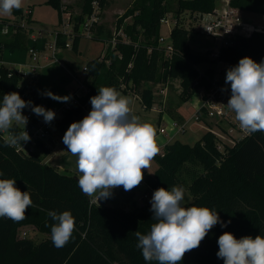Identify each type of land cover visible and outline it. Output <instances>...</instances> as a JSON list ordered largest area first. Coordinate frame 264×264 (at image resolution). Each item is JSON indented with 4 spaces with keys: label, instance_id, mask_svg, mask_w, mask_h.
Returning a JSON list of instances; mask_svg holds the SVG:
<instances>
[{
    "label": "trees",
    "instance_id": "obj_1",
    "mask_svg": "<svg viewBox=\"0 0 264 264\" xmlns=\"http://www.w3.org/2000/svg\"><path fill=\"white\" fill-rule=\"evenodd\" d=\"M94 1L84 0L82 14L76 17L78 22L92 12ZM98 1L105 11L110 0ZM217 1L179 0L177 13H213ZM166 2L134 0L117 26L120 30L124 19L133 18V23L124 28L130 42L119 41L115 47L108 45L104 55L86 64L89 94L84 103L98 95L99 88L107 86L140 96L142 104L150 110L156 103L152 87L158 83L179 79L182 104L189 102L201 86L209 87L206 78L199 79L197 65L209 62L214 66L217 62L210 60L208 54L192 51L186 29L176 26L172 31L176 54L171 60H166L160 50L161 20L169 12ZM45 4L55 9L61 18L62 8L66 7L62 0H47ZM231 5L241 11L264 15V0H232ZM12 13L19 15L22 9H13ZM5 22L8 21L1 20L0 30ZM103 27L98 28L95 39L110 41L113 33ZM80 41V38L75 40L73 50H78ZM26 42L25 30L14 32L11 28L6 35L0 31V59L4 50L25 48ZM246 56L257 63L264 60V33L255 31L250 36H240L234 46L222 49L220 60L233 67ZM211 66L206 74L212 78L214 67ZM9 74L10 69L0 64V104L3 96L15 92L21 81L17 74ZM48 102L53 106V101ZM166 111L173 119L180 120L175 112ZM83 118L81 109L75 107L57 122L59 132L65 134L71 123ZM5 141L0 136V171L3 172L0 179L16 180L15 186L22 192H29L34 206L20 221L0 218V264H156L144 260L134 234L137 230L147 234L155 223L148 204L138 212L99 206L80 190L76 175L58 172L44 162L42 153L27 155L15 146H6ZM218 144L219 139L211 132L193 146L176 140L166 146L164 156L158 153L153 158L158 163L153 174L144 171L145 182L154 192L158 188L171 190L182 184V175L190 172V166L202 168L203 172L189 186L193 200L185 207H208L217 211L222 221H231L227 227L215 225L200 246L186 252L178 264H224L216 255L219 251L217 240L224 232L232 233L237 239L264 237V132L240 139L233 146L225 145L223 151L218 149ZM40 147L49 155L45 143ZM121 193L124 201L130 202L136 195V187L131 191L122 187ZM66 210L75 218V229L69 242L56 248L50 227L54 221L48 212ZM25 227L44 235L45 239L36 243L19 236L20 229Z\"/></svg>",
    "mask_w": 264,
    "mask_h": 264
},
{
    "label": "clouds",
    "instance_id": "obj_2",
    "mask_svg": "<svg viewBox=\"0 0 264 264\" xmlns=\"http://www.w3.org/2000/svg\"><path fill=\"white\" fill-rule=\"evenodd\" d=\"M22 0H0V13L11 15L20 9ZM225 83L230 84L231 96L227 107L249 135L264 132V60L260 63L243 57L226 72ZM226 90V89H222ZM44 95L58 102H69L70 96L47 91ZM92 109L87 116L70 124L62 140L68 152L77 157L78 186L89 198L101 201L112 197L113 190L123 186L131 191L142 182L143 169H148L160 148L155 128L139 117L131 115L128 98L113 87H101L98 95L90 98ZM30 108L45 123H51L56 113L31 101L23 100L19 93L3 96L0 104V131H6L13 121L22 122L24 130L9 136L6 146H17L30 141L25 130L28 118L22 110ZM0 176L3 172L0 171ZM14 179H0V218L14 222L25 218L33 207L28 191H21ZM185 189L173 186L171 190L158 188L150 200L153 213L147 234L135 231L137 248L146 262L178 264L186 252L196 249L208 232L217 224L227 227L218 212L208 207L184 206ZM100 206V205H99ZM51 239L56 248L64 247L72 237L75 218L71 211H49ZM217 257L224 264H264V237L243 236L237 239L224 232L217 240Z\"/></svg>",
    "mask_w": 264,
    "mask_h": 264
},
{
    "label": "rangeland",
    "instance_id": "obj_3",
    "mask_svg": "<svg viewBox=\"0 0 264 264\" xmlns=\"http://www.w3.org/2000/svg\"><path fill=\"white\" fill-rule=\"evenodd\" d=\"M46 0H22V13L19 15L11 14V15H4L0 13V17L10 18L11 21L17 20L20 23H25L28 29L34 31H28L27 35V44L25 48L17 49L15 51H11L10 49H6L3 52L2 61L4 66L9 68L10 70H18L26 64L31 62L30 60V51L29 49L33 46V42L30 38V35H35L37 31L42 32H51L56 29V25L58 23V12L53 9L52 7L46 5ZM69 1L71 6L69 9L71 12L77 16L82 12L84 0H65ZM134 0H110L108 8L103 12L101 16V26L107 30H110L113 35H119L118 33H122V36H118V41L123 40L126 36V32L124 28L130 26L133 23V18L128 16L123 21V27L120 30H117L118 20L120 18H124L126 11L132 7ZM223 5L222 0H218L216 4V8L219 9ZM167 9L169 12L167 13V18H169L170 23L164 24L161 27V34L164 36L169 37L170 31L174 28V19L177 20V27H181L186 29L189 32L188 36V44L192 51L196 54L206 55L210 59V52L215 51L216 44L214 40L210 37L205 36L202 34V26L205 18L202 16L200 12H191V11H183L182 13L178 14L177 10L179 7V0H167L166 2ZM33 10H32V8ZM20 8V9H21ZM31 10L34 12L33 14H28V11ZM242 15V24L245 26H252V32H261L264 33V15L261 14H254L249 12H243ZM37 23H36V22ZM249 30V29H248ZM108 31V32H110ZM248 32V31H246ZM121 37V38H120ZM48 40H53V36L48 34ZM120 39V40H119ZM129 42L130 39L128 38ZM122 42V41H121ZM43 43L39 42L38 49H39V60L40 63L43 65L45 60V56H48L51 51L47 48L44 50L42 45ZM109 41L106 40H96L94 39H82L79 44V48L77 51L69 49L63 50L57 54L58 59L60 60L59 64L53 65L52 67L49 66L48 68L41 69L39 72V78L43 77L41 80L37 81V87L40 91V96L43 95V98L46 100H51L54 102L53 106H58L63 102L55 101L48 96L44 95L45 92L51 91L52 93L60 96H65V93L68 91V88L73 86L75 87L74 76H77L80 81H85L87 77L86 71L84 68L86 64L97 58L102 56L106 53L108 48ZM263 59L259 60L260 63ZM209 62L197 65V69L199 71L200 76L204 75L208 77L206 74V69L211 65L208 64ZM62 65V66H61ZM213 70H215L214 75L217 73V69H221L219 71L222 80L226 78V72L231 67H227L226 64H221L217 66L215 64ZM223 69V70H222ZM73 75H72V74ZM199 76V79L201 80ZM205 77H202L204 79ZM211 78V77H208ZM22 82V79L21 81ZM86 82V81H85ZM168 87L167 97L164 98L162 95H159V92ZM154 93L156 94V103L153 107H160L164 104V100L169 103L167 108L169 111L175 112L179 116H183L185 118H190L196 111V107L194 104V97L187 103H180V96L182 93V86L181 81L177 80H170L168 83H158L153 87ZM122 96L128 98L129 100V108L135 111L136 113L141 114H152L150 110L148 112L143 111L141 109L140 103L137 101V98L134 99V95H129L124 92H119ZM166 104V103H165ZM181 112L177 110V107H181ZM176 107V108H175ZM177 121V120H176ZM178 123L181 124L185 122V120H178ZM208 124L209 128L215 129L224 135V133L229 137H237L238 140L240 139L241 135L237 131V125L235 122L228 120L227 116L225 119L221 117L217 118H210ZM207 133V129L203 130L198 126L192 125L190 123V128L187 129L185 133L179 134L175 137V140L180 141L183 144H188L193 146L196 142L202 139V137ZM55 138L54 143L50 141L47 142V145H50V154L46 155L44 151L39 150L38 153H42L44 162L50 166H55L56 168L66 171L67 173L76 175L77 177L81 175L77 171V157L73 156L70 152H68L66 145L63 143V136L61 132H54ZM227 138V137H226ZM173 141V142H174ZM225 145L230 144L229 140L226 141L224 139ZM158 168V163L152 159L150 162V166L148 167L149 173H154L155 170ZM190 172L185 173L182 175V184L178 185L185 189V199H184V206L189 205L193 197L190 193L189 186L192 184L195 178H197L202 172V168L196 166H190ZM120 186L113 190V195L111 198L106 199L104 201H109L111 204H106L108 207L119 208L123 207L126 211H139L142 208L143 202L140 200L141 196L145 193L149 194V201L147 204L149 208H151L150 200L153 195V192L149 191L146 185L141 186L137 190V194L130 202H125L124 198L121 193ZM100 205V204H98ZM19 236L26 237L32 239L36 243L43 241L45 236L34 231L30 227L21 228L19 231Z\"/></svg>",
    "mask_w": 264,
    "mask_h": 264
},
{
    "label": "built area",
    "instance_id": "obj_4",
    "mask_svg": "<svg viewBox=\"0 0 264 264\" xmlns=\"http://www.w3.org/2000/svg\"><path fill=\"white\" fill-rule=\"evenodd\" d=\"M222 2V7L219 9L216 8L213 13H202V16L205 18L202 26V34L210 37L216 44L215 51L210 52V60L216 61L217 66L226 64L227 67H230L229 64L220 60L222 49L234 46L239 40L240 36H250L252 34L253 27L245 26L242 24V11L234 8L231 5L232 0H222ZM92 8V12L84 16L81 22H78L76 20V17L81 15L82 12L79 15L75 16L71 12V10H69L67 7H63L61 18H59L58 28L50 32V36H53V40H48L46 32H42L40 30L37 31L35 35H30V38L33 42V46L29 49L31 62L24 65L18 70H10V76L12 74H17L22 79V82H20L15 92L19 93L20 97L23 100L31 101L33 105L43 106L46 109H51L56 113L55 119L49 124L44 122L43 117L34 114L30 108L26 107L25 109H23L22 114L28 118V123L25 126V130L27 131L31 139L27 143H23L22 146H15L18 151L23 152L27 155L39 154V150H42L40 144H46L48 141L53 140L55 138L54 132H59L57 122L61 121L64 115L72 111L75 107L81 109L84 117L87 116L91 111L92 105L90 103V100L86 101L85 103L83 102V100L89 94V89L87 87V83L85 82L86 80L80 81L77 76H74L71 73L75 81V87L71 86L68 88V96H70L71 99L69 102H63L58 106H50L48 100H46L45 98H41L40 91L37 87V81L41 79V77L39 78L40 70L48 68L49 66L55 64H59L60 60L58 59L57 54L63 50H73L74 42L77 38H80L82 40L84 38L94 39L96 37V32L101 26V16L104 11L102 10L100 2L98 0L93 2ZM28 14H31V10L28 11ZM167 17L168 16L164 17L161 20V27L164 24L170 23L169 18ZM176 24L177 20L174 19V28L176 27ZM11 28H13L14 32H17L19 29L25 30L27 34L30 30L25 23H20L19 21L14 20L2 23V28L0 30L1 34H8ZM174 28L171 29L169 37L162 34H160L159 37V48L164 53L166 60H171L176 54V50L172 40V31ZM118 34L119 35L116 36L113 35V38L109 41V45H112L113 47L116 46V44L119 42L118 36L123 37L122 33ZM121 39L123 40H119L123 43H129V40L126 36ZM39 42L44 44V50L47 48L51 51L48 56L44 57L46 62H44L43 65L40 63L38 57L39 49L37 44ZM0 64H4L2 59H0ZM220 70L221 69H217V73L212 78H208L204 75L200 76L201 79L202 77H205L209 81V87L207 88L205 86H201L199 90L196 91L193 99L196 111L188 120H186L182 124L180 122L178 123L176 120H173V122H171V125L166 126V134L164 137L162 136L163 143L158 142L160 155L164 156L166 146L171 144L177 135L185 133L187 129L190 128V123L192 125L200 127L203 130L207 129V132H211L212 134H214L219 139V150H224V139L231 142L228 145H235L238 141L237 137L234 136L231 138L225 133L224 135H222V133L216 131L214 128H209L208 124H211L209 122L210 118L221 117L222 119H225L227 116L228 120L236 123L237 131L241 135L240 139L252 135H249L241 129L239 122L235 119L234 111L226 106L231 96V89L230 84H226L225 80H222V77L219 74ZM84 71H86V66L84 68ZM197 84L199 83L197 82ZM222 89L226 90L222 91ZM128 92L130 93V91ZM167 92L168 87L162 89L159 92V95H162V97L166 98ZM154 95L156 98L155 93ZM135 97L141 101L140 96L135 94ZM164 103H166L165 100ZM143 108L146 110V107L144 105ZM163 109L164 106H161V108H159V112H162ZM23 130L24 124L22 122L13 121V125L10 129L6 131H0V136L7 140L9 136L15 135ZM142 171L144 175V170ZM143 185H146L148 190L150 191L144 177L140 185L136 187V194L137 190ZM148 199V193H145L143 196H141L140 200L143 202L142 207L147 204V202L149 201Z\"/></svg>",
    "mask_w": 264,
    "mask_h": 264
},
{
    "label": "crops",
    "instance_id": "obj_5",
    "mask_svg": "<svg viewBox=\"0 0 264 264\" xmlns=\"http://www.w3.org/2000/svg\"><path fill=\"white\" fill-rule=\"evenodd\" d=\"M47 1V0H46ZM45 1V2H46ZM62 2H63V4L69 9V6H71V4H70V2L69 1H65V0H62ZM32 8V7H31ZM21 9H24V8H21ZM32 10H33V8H32ZM70 10V9H69ZM243 12H245V11H243ZM34 12L32 11V13L31 14H33ZM1 20H7V21H11L12 19H10V18H4V17H0V21ZM36 22V21H35ZM37 23V22H36ZM58 23H59V15H58ZM58 23H57V27H56V29L58 28ZM55 30V29H54ZM48 34H50V32H46V35L48 36ZM28 35V34H27ZM43 45V44H42ZM126 94H129V95H131V93H129V92H126ZM132 95H134V99H136V97H135V94H132ZM137 101L140 103V105H141V109L143 110V111H146V112H148L149 110H145L144 108H143V104L141 103V101L139 100V99H137ZM166 105L168 106L169 105V103L168 102H166ZM155 106H158V105H155ZM162 106H164V109H163V111L162 112H159V108L160 107H153L152 109H150V112L152 113V114H141V113H136L135 111H133L132 109H131V115H134V116H137V117H139V119H140V121L141 122H146V123H150L154 128H155V130H156V133H157V136H156V139H157V141L158 142H160V143H163V140H162V136L164 137L165 136V134H166V130H165V128H166V126H168V125H171V122H173V120H175V119H173L169 114H168V112L166 111V110H168L167 108H165V103L164 104H162ZM166 106V107H167ZM176 108V107H175ZM181 108H182V106L181 107H177V110L179 111V112H181ZM176 114V113H175ZM177 115V117H178V114H176ZM179 118L181 119V120H188L189 118H185V117H183V116H179ZM176 141V140H175ZM51 143H54V139L53 140H51L50 141ZM46 146H47V148L50 150V145H47V143H46ZM50 152H51V150H50ZM50 154V153H49ZM54 169H56L58 172H60V173H67L66 171L64 172V171H62V170H60V169H58V168H56L55 166H52ZM145 172H147V173H149L148 172V170L147 169H143ZM156 171V170H155ZM70 174V173H69ZM150 174H153V173H150ZM92 201L94 202V203H96V204H100V205H102V206H107L106 204H111V203H109V201H104V200H101V201H99V203H98V201L97 200H95L94 198H92ZM108 207V206H107ZM112 207V206H111ZM119 208H123V207H119Z\"/></svg>",
    "mask_w": 264,
    "mask_h": 264
}]
</instances>
